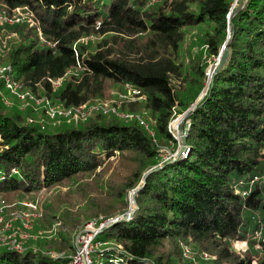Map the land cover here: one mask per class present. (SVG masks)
<instances>
[{"label":"trees","instance_id":"trees-1","mask_svg":"<svg viewBox=\"0 0 264 264\" xmlns=\"http://www.w3.org/2000/svg\"><path fill=\"white\" fill-rule=\"evenodd\" d=\"M234 1L0 0V15L11 17L17 8L33 15V22L0 21L3 35L16 30L20 37L6 54L16 80L34 92L41 87L65 107L102 98L108 80L121 90L129 86L145 97L155 130L150 135L138 120L100 112L42 127L9 113L0 97V195L28 197L130 155L131 175L119 185L109 182L120 206L111 213L112 205L98 208L112 219L95 236L103 249L90 252V264H193L181 244L198 255L216 251L217 264H252L234 244L249 239L251 251L264 254V181L247 184L264 167V0H236L230 20ZM228 28L230 56L207 85L208 58L219 56ZM196 30L209 57L192 55L189 65L183 54H192L186 47ZM73 69L78 73L54 86ZM202 92L184 123L188 150L165 159L161 145L172 152L182 145L171 121ZM139 187L129 209L127 192ZM67 219L63 226L76 232ZM49 241H31L22 251L0 245V264L72 259L32 245ZM71 241L58 249H75Z\"/></svg>","mask_w":264,"mask_h":264},{"label":"rangeland","instance_id":"rangeland-1","mask_svg":"<svg viewBox=\"0 0 264 264\" xmlns=\"http://www.w3.org/2000/svg\"><path fill=\"white\" fill-rule=\"evenodd\" d=\"M236 6V0L234 1L230 14L233 12V8ZM0 7V11H2ZM19 14V16H18ZM21 14V15H20ZM27 12L23 8H19L17 13L12 12V16L9 19L6 18L9 23L22 22L21 20L26 18ZM21 16V17H20ZM228 16V17H229ZM6 17V15H5ZM1 18V15H0ZM230 19V18H229ZM229 29V35L226 42L224 43L220 54L217 58H208L210 65L207 68L208 83L211 81V74L214 67L218 64L222 54L225 44H228L230 38L231 30ZM18 32L16 30H10L7 35H3L0 32V64L2 67L10 66L13 74L12 65L6 60V54L10 52L11 47L16 44L20 37L18 38ZM187 49L192 51V54L186 52L183 54V60L186 64L190 65V58L192 55H197L203 52L204 57H207L206 46L203 42V37L199 31H194L189 34ZM10 42V45H9ZM209 57V56H208ZM73 73H78V70H70L66 75V78H60L55 80L54 85L56 87L61 86L64 80L68 79ZM15 78V76H14ZM21 84V88L17 92H10L6 87V82L0 78V97L1 100L9 107L8 112L14 114H20L22 117L30 123H37L40 126H53L60 122L65 121H86L95 112L92 113L94 107L97 105L102 106L107 110V113H103L108 117L120 116L128 120H138L146 128L150 135H154V119L147 110L145 106V97L140 95L139 90L130 88L129 86H124L121 90L119 86L111 81H107L106 90L103 97L100 99L88 102L84 106V111L87 118H78L76 114L72 113V116H67L65 112H68L67 108L61 104L60 101L47 98L42 88L40 87L37 92L26 88L23 82L17 80ZM175 85L179 87L182 83V79L175 80ZM205 92H202L199 99L191 105L184 113H178L176 117L171 121L170 127L173 134L178 140H182L181 130L182 126H186L184 123L188 112L193 109L196 103L203 97ZM55 109V116L49 113L50 109ZM178 110V109H177ZM20 112V113H17ZM91 112V113H90ZM90 113V114H89ZM102 113V112H100ZM129 115V116H127ZM161 152L165 159L170 157L176 158L177 151L172 152L169 147L161 145ZM132 157L126 160H122L117 156L112 159V162L108 164L105 168L98 169L97 173L82 174L78 177L65 181L61 184L55 185L49 189H42L38 192L24 197L27 195H21V193H7L0 195V235L6 237L9 233L15 234L19 244L23 250L29 245L31 241L39 242L42 239L50 240L45 246H40L39 244H32L35 247H41L47 249V252L58 257H70L74 255L79 249H82L84 241H89L88 248L94 252L97 249H103L99 242H95V236L103 230L104 226L112 219L108 218L106 212L99 209H106V206L112 205L113 208L108 210L109 213L114 211V206H120L116 201L119 199L115 198L116 190L112 187V184L119 185L120 182L124 181L131 175L134 168L132 162ZM109 178V179H108ZM243 179H246L244 177ZM101 184V185H100ZM240 188H243L241 185ZM135 190H130L127 192V199L130 200L129 209L135 206L136 196L134 195ZM32 202L35 207H29L26 203ZM52 202L53 209L48 208L47 205ZM52 212L57 214L56 218L53 217ZM27 213V216L24 215ZM99 213L98 215H96ZM71 217L73 222L76 223L77 231L74 232L67 227L63 226L64 219ZM68 221V219H67ZM59 230H62L64 237H61ZM69 231L72 234L69 235ZM258 234V235H257ZM254 234L255 239L259 238V233ZM101 236V235H100ZM66 237V239H65ZM72 239L71 243L74 244V248L70 249L68 252L66 248L64 251L58 249L61 247L60 242L63 246H68L67 238ZM64 238V239H63ZM93 238V239H92ZM236 249L244 254L252 257V264H260L261 259H264V254L255 255L250 248L249 239L237 240L235 242ZM13 246V245H11ZM184 249V256L186 259L193 261V264H217L214 263L213 259H216V251L210 253L207 250H203L201 255L198 249H194L192 245L181 244ZM166 248H170V244H166ZM203 253V254H202ZM93 259H97L96 254H92ZM199 258V259H198Z\"/></svg>","mask_w":264,"mask_h":264},{"label":"built area","instance_id":"built-area-1","mask_svg":"<svg viewBox=\"0 0 264 264\" xmlns=\"http://www.w3.org/2000/svg\"><path fill=\"white\" fill-rule=\"evenodd\" d=\"M18 10H19V8H17L14 12L17 13ZM18 16H19V14H18ZM32 16L33 15L31 13L27 12L26 18L24 17L21 21L27 20L29 22H33L32 21ZM6 18L9 19V17L7 15H6V17H5V15H1L0 21L6 20ZM11 73H12V70H11V68H10L9 65L6 66V67H2L1 64H0V78H2L3 81L6 82L7 89L10 92L15 93L22 86L14 78V76H12ZM54 82H53V84H54ZM57 82H56V84H57ZM56 84H54V85H56ZM85 105H86V103L85 104H82L80 106L69 107L67 109L69 111L68 112H65V113H66L67 116H72V113H74V111L76 113L84 112V113H82V115L81 114H76V115H77L78 118L85 119V118H87L89 116V115H87L88 113L86 114L85 111H84V106ZM97 111L102 112V113H107V110L105 108H103L102 106H100V105L95 106L94 107V110L92 111V113H95ZM55 112H56V110L52 108V109H50V112L49 113L52 115V117H54L55 116ZM127 116H129V115H127ZM244 181H241V184H244ZM260 181H264V167H263V169L258 174L254 175L248 181L247 184H249L250 186H252V185H254V184H256L257 182H260ZM247 193H248V191H247V189H245V191L243 192V195H246ZM26 204L29 207H35L32 202H27ZM24 215L27 216V213H24ZM257 233L260 234L259 231ZM88 243H89V241H86L85 240L82 249H79L74 255L71 256L72 259L70 261H68L67 263H64V264H90L91 263V259H90V250L88 248ZM19 244H21V243L18 242L17 238L15 237V234H13V233H9L6 237H3L2 235H0V245L8 246L9 248L22 251L23 248ZM11 245H13V246H11Z\"/></svg>","mask_w":264,"mask_h":264},{"label":"water","instance_id":"water-1","mask_svg":"<svg viewBox=\"0 0 264 264\" xmlns=\"http://www.w3.org/2000/svg\"><path fill=\"white\" fill-rule=\"evenodd\" d=\"M241 8V7H240ZM234 15V12H232L229 16L230 20H232ZM230 56V47L229 44H225L224 49H223V54L218 62V64L214 67L212 74H211V81L214 80L215 75L217 74V72L226 64L228 57ZM181 137H182V145L180 146V148L178 149L176 155L179 157L181 155H183L187 150V138H188V133H189V125L187 124L186 126H182V130H181ZM146 178V177H145ZM142 187L137 188V190H135L134 195L136 196L138 191L141 189ZM135 202L136 199L134 198Z\"/></svg>","mask_w":264,"mask_h":264},{"label":"bare ground","instance_id":"bare-ground-1","mask_svg":"<svg viewBox=\"0 0 264 264\" xmlns=\"http://www.w3.org/2000/svg\"><path fill=\"white\" fill-rule=\"evenodd\" d=\"M65 108H67V109H68L69 107H65ZM256 234H257V233H256ZM257 235H258V234H257ZM259 235H260V234H259Z\"/></svg>","mask_w":264,"mask_h":264}]
</instances>
